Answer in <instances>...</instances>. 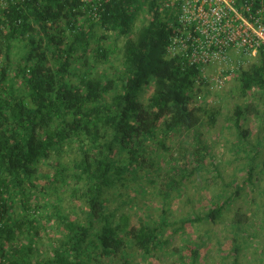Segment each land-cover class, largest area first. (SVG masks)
<instances>
[{"label": "trees", "instance_id": "obj_1", "mask_svg": "<svg viewBox=\"0 0 264 264\" xmlns=\"http://www.w3.org/2000/svg\"><path fill=\"white\" fill-rule=\"evenodd\" d=\"M90 4L0 6V264H130L134 255L167 254L205 264L197 241L165 236L184 212L130 210L139 203L126 197L129 182L138 173L157 177L159 147L176 155L166 159L160 199L178 184L189 187L185 172L197 174L194 196L211 188L210 204L192 205L182 224L222 222L223 239L204 231L215 238L219 264H264V191L259 201L251 195L264 173V135L251 141L255 132L244 124L264 120V45L231 73L241 97L253 92L227 117L243 176L230 179L232 191L214 188L203 172L217 162L206 161L210 149L199 137L220 111L196 101L206 85L199 68L166 55L171 27L162 0H101L95 11ZM182 135L192 142L177 144L181 159L166 141ZM242 195L244 204H235Z\"/></svg>", "mask_w": 264, "mask_h": 264}, {"label": "rangeland", "instance_id": "obj_2", "mask_svg": "<svg viewBox=\"0 0 264 264\" xmlns=\"http://www.w3.org/2000/svg\"><path fill=\"white\" fill-rule=\"evenodd\" d=\"M140 20L141 18L136 21L137 25L139 24ZM11 54L13 60V56L15 57L14 52H12ZM252 93L253 92L251 91L249 94H247L246 97L240 96L241 92L239 90L238 83L234 77V73L228 76L227 80L221 87L217 88L215 86H210L209 84H207L202 87L201 92L199 93L201 95V99H199V102L202 105L206 107H211L214 105L220 111V113L217 115L215 123L210 128H201V136L199 137L200 142L203 144H207L210 149V153L209 155L207 154L208 156L206 158V161H208V158L210 157L215 162H217L218 168L216 171L209 169L208 171L203 172V175L206 176L205 178L210 177L211 174L214 176L216 186H214V188H221L224 184L225 189L232 191L234 186L230 182V179L233 176L237 178H241L243 176L241 175L243 174L241 172L243 170L240 167V163L242 162V160L239 159L240 157H238V154L243 155V152H235L230 150L231 143L234 140V135L231 132H235V129L232 125L233 122L228 120L227 117L233 115V108L236 103L243 105L247 102H250L253 96ZM254 102L255 104H258L257 99H254ZM207 118L208 117L206 116L205 119ZM244 124H246L247 128H249L251 132H255L250 137L251 141L254 140V137L257 134L261 133V136L264 135V120L263 122H257L254 119L249 120L248 122H244ZM191 142L192 139L190 135H182L177 136L176 138H170L166 141V144L169 145L172 151L175 152L177 156L182 159L179 154L180 149L177 144L190 146ZM156 150L159 152V155L156 160L157 163H159L160 165L158 171L159 173H156L157 177L153 181H150L149 178L151 176L139 177L141 173H138V177L134 179V181L129 182L130 187L127 188L126 197H131L132 200V198L136 196V198L134 199V204L139 203L138 207L134 206V208L130 210L135 211L141 215H146L148 212L152 215H155L160 212L161 206L165 213L174 212L175 216L180 215V213L184 212L175 219L178 229L177 232H175L174 229L169 226L166 228L165 236H172L174 238L176 237L177 239H184L186 242L191 243H193V241H197L201 248L200 251L206 250V254H208V258L206 259L205 264H219L220 256L217 253H212L210 251V249L214 246L215 241L213 240L215 238H213L212 240L210 239L211 242H209L206 238L204 231L209 230L211 237L215 235L218 240L223 239L224 225L222 224V222H218L210 226L206 223H196L193 226L188 225L187 228L185 224H182V221L186 219L185 216L187 215V210H190V207L192 205L195 206V209H201L203 208V206H205V204H210L211 200L209 199V196L211 195V188H208L207 190L205 189L201 192V194L194 196V188L192 187L194 184H192L191 182L193 181V178H197V174L189 175L185 172V175H187V177L181 180L182 182H186L188 180L186 184H189V187L187 188V186L183 183L178 184L174 187L173 192H165L160 199L159 189L165 184L164 181L168 179L165 176L167 174L164 168L165 162L166 159L173 162V159L170 158L172 155L169 153V151L162 150L160 149V147ZM173 156L176 155L173 154ZM180 161L181 160L176 159L177 163ZM218 173L220 174V177ZM260 176L261 177L257 181L258 183H256V191L254 193L251 194L249 188L246 187L247 195H254L258 201L261 196V191H264V173ZM171 177L175 179L179 178L172 172ZM137 181L139 182L136 185ZM196 181L199 182L198 179ZM246 198L247 197H245V195L239 196L234 201V203L240 205L244 204L243 201ZM257 207L258 205L255 204V206H253V209L257 210ZM125 211H128L127 206ZM183 214L185 216H182ZM175 234L177 236H175ZM175 242L179 241L175 240ZM171 244L173 245L174 242ZM164 256H167L168 259L164 260V257L161 260H158L154 257H149L148 259H146L144 255H139L138 257L134 255L133 259H130V264H171V261L173 262V264L185 263L184 260L179 256L174 258V256H176L175 254H167ZM257 259L259 258L257 257ZM149 261L151 263H149ZM256 261L257 260L254 259V261L252 260V263H255ZM110 263L113 264L112 260H110Z\"/></svg>", "mask_w": 264, "mask_h": 264}, {"label": "built area", "instance_id": "obj_3", "mask_svg": "<svg viewBox=\"0 0 264 264\" xmlns=\"http://www.w3.org/2000/svg\"><path fill=\"white\" fill-rule=\"evenodd\" d=\"M85 2L95 11L101 0ZM4 4L0 0V6ZM162 4L171 27L166 55L197 66L206 85L221 87L264 45V0H162ZM199 93L196 100L201 99Z\"/></svg>", "mask_w": 264, "mask_h": 264}]
</instances>
